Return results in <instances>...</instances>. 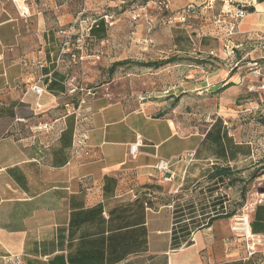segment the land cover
Listing matches in <instances>:
<instances>
[{
    "label": "crops",
    "instance_id": "0c3cea01",
    "mask_svg": "<svg viewBox=\"0 0 264 264\" xmlns=\"http://www.w3.org/2000/svg\"><path fill=\"white\" fill-rule=\"evenodd\" d=\"M239 2L253 11L231 31ZM180 3L207 5L201 13L212 17L199 52L216 67L167 92L214 93L212 115L223 124L208 139L211 125L187 129L166 103L127 93L125 84L94 88L87 64L102 57L110 70L124 60L97 52L98 60L81 62L78 52L64 53V13L54 0L17 8L0 0V105H12L15 115L11 135L0 136V264H264V248L250 255L231 231L234 217L218 213L222 202L224 214L246 211L253 232L264 236V175L255 177L264 170V2ZM106 31L108 39H91V52L109 43L107 23ZM140 39L158 57L156 42ZM225 84L232 86L218 93ZM138 135L144 144L132 156ZM78 136L87 138L82 148ZM160 160L171 163L169 182L156 168ZM216 167L242 173L219 182L209 178ZM239 177L243 183L230 184ZM182 215L186 221L176 222Z\"/></svg>",
    "mask_w": 264,
    "mask_h": 264
},
{
    "label": "rangeland",
    "instance_id": "374dc122",
    "mask_svg": "<svg viewBox=\"0 0 264 264\" xmlns=\"http://www.w3.org/2000/svg\"><path fill=\"white\" fill-rule=\"evenodd\" d=\"M2 1L7 5L28 4L30 7H36L35 5L40 3H49V0ZM54 1L58 6H62L61 11L64 13L62 28L67 31L73 29L75 35L78 31L81 33L82 30L79 24L83 22L92 23L103 19L108 24L110 30L109 43L104 46L95 44L92 47L93 52H91V41H89L86 44L88 56H97V52L100 54L105 52L106 55L103 57L110 59L122 58L124 62H130L117 68L113 75L110 74L109 69L102 67V63H104L101 57L102 54L100 55L101 61H98L96 65L87 64L93 72L94 88L98 87L96 85L102 86L115 80L118 84H125L127 93H139L141 96H146L149 101L166 103V107H164L166 112L175 110L174 115L185 124L187 129L197 128L201 132H205L209 128L210 124L205 121V118L214 112L215 104L210 100L214 97V93L199 94L195 91H188L183 94L180 91L181 89L167 92L168 88L173 85H180L183 81L190 84L197 83L198 79L204 76L203 73H198V71L207 67H216L215 58L210 57L207 59L205 54L199 52V42L205 34L209 33L204 29L208 25L205 18L210 19L209 17H212L210 13H201L207 5L193 4L195 7L194 12L188 16L186 15V22L181 23L180 17L187 8V6H182L181 0ZM111 2L119 3V5L115 6ZM166 3L169 6L167 10L163 7ZM147 4H151L152 7H147ZM153 4H156V6ZM222 4H225V2L223 1ZM47 17L55 18L53 13L49 11ZM114 22L115 26L111 27L110 24ZM185 31L193 40L192 46L189 43V36L184 35ZM141 36H143V39L151 38L156 42L154 50L158 53V57L148 53L152 50L151 47L148 50L143 49L140 43L142 41ZM176 37L181 38L179 46L176 45ZM64 42L63 40V46ZM158 51H164L165 54ZM233 52L236 58H240L239 55L242 52H237L236 49ZM155 62L162 65L160 67L140 65L154 64ZM236 63L237 59L233 65ZM241 65L242 63L239 64V66ZM194 70L196 72H193ZM191 71L192 73H190ZM75 82L79 83L80 80L77 79ZM4 106L6 105H0V109ZM19 113L23 116L27 114L24 111ZM212 116L216 118V116ZM11 119L13 118H0V136L7 137L11 135Z\"/></svg>",
    "mask_w": 264,
    "mask_h": 264
},
{
    "label": "built area",
    "instance_id": "2783aa9c",
    "mask_svg": "<svg viewBox=\"0 0 264 264\" xmlns=\"http://www.w3.org/2000/svg\"><path fill=\"white\" fill-rule=\"evenodd\" d=\"M251 6L252 4L249 2H245V3L239 2L234 12L228 11V12L233 13V22H232L231 31H233L236 28L237 23H239L244 17H246L250 13L249 9ZM163 7L165 10L169 9V6L167 5V3L164 4ZM194 10H195V7L193 4H190L189 6H187L186 10L180 17L181 18L180 22L181 23L186 22V15L187 16L190 15L191 13L194 12ZM92 26L93 25L86 27V28L81 27V30L83 32L81 31L80 33L78 31L76 35L73 33V29H71L70 31H64L63 33L64 41H65L64 47H63L64 53L78 52L79 53L78 60L81 62L88 60V59L98 60L99 59L98 57L96 56L90 57L86 53L87 51L86 44L89 41H91L90 31H91ZM42 67H43V64L39 63L38 68H42ZM259 89L264 90V85H262ZM35 91L37 94H41L43 92V90L40 88H35ZM89 95H92V93L89 92ZM215 120L216 118H213L212 115H208L205 118V121L209 123L210 125H212L215 122ZM86 139H87L86 137L78 136L76 146L78 148L84 147V144H85L84 142ZM143 144H144L143 137L138 135L136 137V142L130 146L131 155L136 156L139 152V148ZM194 156H195L194 152L188 154L189 158H193ZM156 168L162 174L163 181L169 182L172 180L174 176V172L172 171L170 162L160 160ZM231 231L237 238L242 239L246 242L247 249L250 255L257 254L258 248H264V236L255 234L253 232L252 226H251V220H250V216L248 212L243 211L239 213L238 215L234 216L233 222L231 225Z\"/></svg>",
    "mask_w": 264,
    "mask_h": 264
},
{
    "label": "trees",
    "instance_id": "16d2710c",
    "mask_svg": "<svg viewBox=\"0 0 264 264\" xmlns=\"http://www.w3.org/2000/svg\"><path fill=\"white\" fill-rule=\"evenodd\" d=\"M258 3H263L264 0H257ZM253 10L250 8L249 9V12H252ZM184 35H188L189 36V43L190 45L192 46V43H193V40L191 39V36L189 34H187V32L185 31L184 32ZM90 37L91 39L92 38H95L97 41H101V40H104L107 38V31H106V22L103 20V19H99L97 20L94 25L92 26L91 28V31H90ZM180 39V40H179ZM180 41H181V38L179 37H176V45L179 46L180 44ZM177 59V58H176ZM174 61V60H172ZM130 62H117L115 64H113V66L111 67V69L109 70L110 74H114L115 71L117 70V68H120V67H123L127 64H129ZM170 63V62H169ZM142 66H146V67H160L162 64H159V63H154V64H140ZM232 84H225L220 90H218V93H221L223 91H225L227 88L231 87ZM13 106L10 105L9 107L8 106H4L3 108L0 109V118L1 119H6V118H14V113H13ZM223 124V121L220 120V119H216L215 122L211 125L209 131L207 132L206 134V139H208L210 136H211V133L213 130H215V127L219 126V125H222ZM261 124L264 125V120L261 122ZM208 130V129H207ZM206 130V131H207ZM205 139V140H206ZM212 141H214V144H216L218 147L220 146V144L218 143V141L216 139H213ZM242 171L241 170H237V171H232L230 168H214V172L210 175V179L211 180H215L217 179L219 182H224L225 179H229L231 177V175H241ZM261 175H264V170L256 175L255 177H259ZM236 182L238 183H243L244 181L239 177V178H236V179H233V180H230V184H235ZM246 193V189L244 190V193H242L241 197L243 199V201L238 205L239 208H243L244 205H245V194ZM220 207H219V211L218 213H220L221 216H219L220 218H232L236 215V212H233V213H227V214H224V208H223V202L222 203H219ZM183 221H186L184 216H180L179 219L176 220V222L178 223H183ZM207 220H203L204 224L207 223V225H210V223H212L214 221L213 218H210L207 222ZM190 222L192 224H195L197 221L194 220L193 217L190 218ZM197 226H201L200 224V221L198 223ZM174 237L177 238V234H175L174 232ZM179 237L183 238V239H188L191 237V233L190 232H183V231H180L179 232ZM190 243V241H189Z\"/></svg>",
    "mask_w": 264,
    "mask_h": 264
}]
</instances>
